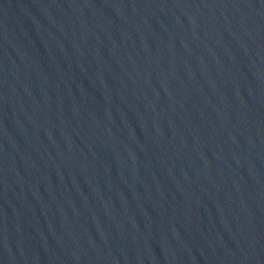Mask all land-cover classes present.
Segmentation results:
<instances>
[{"label": "water", "instance_id": "95a60500", "mask_svg": "<svg viewBox=\"0 0 264 264\" xmlns=\"http://www.w3.org/2000/svg\"><path fill=\"white\" fill-rule=\"evenodd\" d=\"M0 264H264V0H0Z\"/></svg>", "mask_w": 264, "mask_h": 264}]
</instances>
